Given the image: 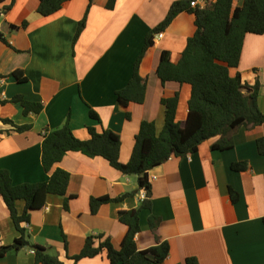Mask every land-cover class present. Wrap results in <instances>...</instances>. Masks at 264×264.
<instances>
[{
    "label": "crops",
    "instance_id": "1",
    "mask_svg": "<svg viewBox=\"0 0 264 264\" xmlns=\"http://www.w3.org/2000/svg\"><path fill=\"white\" fill-rule=\"evenodd\" d=\"M175 0H67L55 13H38V0H2L0 32L10 44L0 41V117L15 125H30L24 131L0 120V169H6L13 184L48 179L62 168L70 173L67 195L49 194L42 208L30 212L24 224L31 240L58 256L63 264H109L105 252L73 262L87 235L103 234L115 249L125 231L117 218L119 210L135 208L145 191L137 188L136 176L116 170L102 157L67 152L45 172L41 163L43 133L62 126L68 120L73 134L89 138L88 126L97 131L110 129L120 135L119 160L127 162L141 121H153L159 133L164 124L161 97L179 94L176 121L187 114L190 86L175 81L161 83L156 74L162 50L176 63L186 41L195 30V16L180 12L155 37L145 51L139 74L147 78L142 103L122 107L115 92L129 80L133 63L140 53L147 32L166 15ZM243 0H234L241 5ZM87 9L85 27L74 41L79 20ZM15 25L16 28H11ZM19 70L26 78L19 81L11 73ZM240 73L242 92L249 95L259 81L257 104L264 110V32L247 33L240 60L230 74ZM16 95L41 103L39 113H23ZM96 112L99 120L88 115ZM130 114L126 119L125 114ZM233 146L212 148L219 136L203 141L196 152L184 157L171 156L148 171L151 207L140 212V230L135 235L139 249L167 241L169 253L162 264H185L195 257L198 264H264V153L257 140L264 142V122L239 126L228 137ZM246 161L247 168L237 172L233 162ZM229 188L239 196L233 202ZM136 191L118 202L102 204L95 214L89 210V198L116 197ZM21 213L24 201L17 200ZM160 222L155 230L148 219ZM63 234L66 237V245ZM19 236L9 211L0 196V245H10ZM97 245V241L95 242ZM0 264H34L29 247L11 249L0 257Z\"/></svg>",
    "mask_w": 264,
    "mask_h": 264
},
{
    "label": "trees",
    "instance_id": "2",
    "mask_svg": "<svg viewBox=\"0 0 264 264\" xmlns=\"http://www.w3.org/2000/svg\"><path fill=\"white\" fill-rule=\"evenodd\" d=\"M38 1V13L48 16L58 11L67 0ZM191 1L196 0H175L170 4L164 18L145 35L144 44L133 63L129 80L115 92L116 100L122 107H126L130 102L144 101L147 78L139 74V65L145 51L153 44L154 35L163 32L180 12H191L195 16L196 30L187 39L179 60L172 62L170 53L162 50L156 68L161 83L175 81L190 86L187 114L183 121H176L175 118L179 94L176 92L171 97H161L160 103L164 107V124L161 131L156 132L153 121H141L127 162L119 160L120 135L110 129L97 131L88 126L89 138L81 140L73 134L66 120L62 126L43 133L41 163L45 172H49L67 152H79L88 157H102L122 174L136 176L138 190L145 191V198L135 208L117 212L118 220L125 226L119 249H115L110 239L103 234L87 235L81 250L69 257L73 262L105 252L109 264H162L169 253L167 241L158 242L146 249H139L135 242V235L140 230V212L151 207L148 171L171 156L184 157L196 152L203 141L212 137L219 136L218 142L214 143L212 148L229 149L233 143L228 137L237 127H250L264 122V110H260L257 104L259 81L256 80L253 84L249 95H244L240 73L230 74V69L238 66L245 35L264 32V0H243L241 5H234V0H206L203 5L197 3L195 6L190 5ZM92 2L93 0H88L87 9ZM114 3L115 0H107L106 8H113ZM9 7L0 9V13ZM87 9L77 24L74 41L85 27ZM10 27L16 28L15 25ZM0 41L10 46L1 32ZM11 74L19 81L26 80L19 70H14ZM10 101L20 102L25 115L29 112L39 113L42 109L41 103L27 101L19 95L12 97ZM88 115L94 120H99L92 109H89ZM125 117L129 119L130 114L127 112ZM0 120L15 126L18 131L30 127L15 125L9 118L0 117ZM257 146L263 154L262 139L257 140ZM230 167L241 172L248 166L246 161H239L233 162ZM69 179L68 171L56 168L45 181L13 184L9 172L0 169V196L19 233L12 244L0 245V257L11 249L29 247L34 253V264H63L57 255L49 253L45 247L31 240L24 224L29 222L32 210L44 206L49 194L66 195L64 208L67 209V200L74 197L67 195ZM135 192L126 191L116 197L92 196L89 198V210L95 214L102 204L118 202L134 195ZM229 194L233 202L237 201L239 194L235 190L229 188ZM17 200L24 201L21 213L16 209ZM148 222L150 228L155 230L160 219L150 216ZM63 238L66 245L64 234ZM185 264H198V261L195 257H187Z\"/></svg>",
    "mask_w": 264,
    "mask_h": 264
},
{
    "label": "built area",
    "instance_id": "3",
    "mask_svg": "<svg viewBox=\"0 0 264 264\" xmlns=\"http://www.w3.org/2000/svg\"><path fill=\"white\" fill-rule=\"evenodd\" d=\"M200 2H201V5H203V4L206 2V0H196V1H191V2H190V5H191V6H195L197 3L200 4ZM161 36H162V33H157V34H155V37H161ZM143 198H145V194L142 195V199H143Z\"/></svg>",
    "mask_w": 264,
    "mask_h": 264
},
{
    "label": "rangeland",
    "instance_id": "4",
    "mask_svg": "<svg viewBox=\"0 0 264 264\" xmlns=\"http://www.w3.org/2000/svg\"><path fill=\"white\" fill-rule=\"evenodd\" d=\"M200 4H201V2H200Z\"/></svg>",
    "mask_w": 264,
    "mask_h": 264
}]
</instances>
